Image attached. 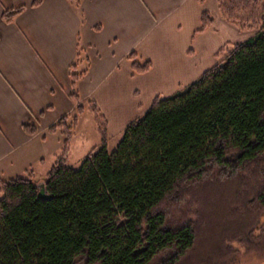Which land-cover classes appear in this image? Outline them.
<instances>
[{
	"label": "trees",
	"instance_id": "1",
	"mask_svg": "<svg viewBox=\"0 0 264 264\" xmlns=\"http://www.w3.org/2000/svg\"><path fill=\"white\" fill-rule=\"evenodd\" d=\"M70 1L83 16L81 0ZM24 9H6L3 19ZM219 10L256 34L222 47L216 65L182 90L156 97L114 151L108 120L89 100L101 146L74 168L67 159L86 110L79 47L70 67L75 114L48 130L64 136L44 178L49 197H40L33 171L0 177V264H223L233 243L264 244V0H219ZM214 21L204 11L197 31ZM127 59L137 74L153 66L136 50ZM23 128L38 131L34 122Z\"/></svg>",
	"mask_w": 264,
	"mask_h": 264
},
{
	"label": "crops",
	"instance_id": "2",
	"mask_svg": "<svg viewBox=\"0 0 264 264\" xmlns=\"http://www.w3.org/2000/svg\"><path fill=\"white\" fill-rule=\"evenodd\" d=\"M34 2L0 0V177L4 179L30 171L45 178L33 166L46 160L48 140L56 137L62 145L60 134H50L49 128L61 117L75 114L70 67L79 47L83 51L79 67L87 72L77 90L82 102L94 100L106 116L110 139L142 117L156 97L182 90L216 65L222 47L254 35L253 30L227 22L219 0L203 4L81 0L83 16L70 0H42L39 6ZM18 7L25 9L13 22H6L4 10ZM204 11L215 21L198 32ZM134 50L152 60L151 70L133 72L127 56ZM29 122L37 125V133L24 130Z\"/></svg>",
	"mask_w": 264,
	"mask_h": 264
},
{
	"label": "rangeland",
	"instance_id": "3",
	"mask_svg": "<svg viewBox=\"0 0 264 264\" xmlns=\"http://www.w3.org/2000/svg\"><path fill=\"white\" fill-rule=\"evenodd\" d=\"M252 32L256 34V30H253ZM243 34L245 33L243 32ZM233 44L234 43L231 42L228 45ZM82 103L88 110L84 113L80 123L74 129L75 131L73 139L71 141L69 161L67 162L68 165L74 168H79L84 159L88 156V154L92 152L93 149H98L101 146V137L98 133L94 114L89 109V101ZM57 132L62 136L60 137V135H58L59 138L64 139L62 133L60 131ZM123 135L124 132H122L121 134H115L108 140V148L110 151H114L117 148L118 143L122 139ZM57 142L58 141L56 137H53L52 139L48 140V143L46 144L48 148V151L46 152V160L43 163L40 162L36 166H33V168L37 169L40 174H43V176L45 175L44 177H46L47 173L50 171V169L56 162L55 154L56 156H58L61 153L62 145L58 146ZM56 148L58 149V151L55 150ZM35 179H37L38 181L44 180L42 176L40 178H36L35 176ZM211 186L215 187L217 186V183H211ZM200 198L201 196L196 198L195 202L192 203L195 207L194 210L200 209V207L203 205L202 198L201 200ZM210 214H213V211H211ZM195 215L197 218H200V216H202L200 213H198V210ZM219 226L223 227L222 224L216 225V227ZM221 227H219L218 229H220ZM259 228H264V216L260 221ZM204 233L205 231L203 232V234ZM256 234L257 236H259L260 231H257ZM232 246L233 252L229 256V261L227 260L223 264H264V244L259 247H245L241 243H233ZM216 260L217 259L215 258V261Z\"/></svg>",
	"mask_w": 264,
	"mask_h": 264
},
{
	"label": "water",
	"instance_id": "4",
	"mask_svg": "<svg viewBox=\"0 0 264 264\" xmlns=\"http://www.w3.org/2000/svg\"><path fill=\"white\" fill-rule=\"evenodd\" d=\"M36 185H37V187L39 189V195H40V197L48 198L49 196L46 193L45 181L44 180H41Z\"/></svg>",
	"mask_w": 264,
	"mask_h": 264
}]
</instances>
